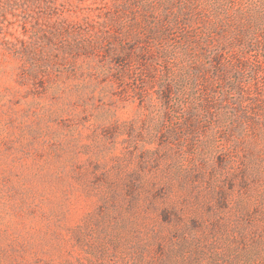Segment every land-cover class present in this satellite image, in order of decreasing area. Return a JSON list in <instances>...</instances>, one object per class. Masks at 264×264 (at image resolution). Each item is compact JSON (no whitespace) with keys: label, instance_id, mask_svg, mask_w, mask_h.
<instances>
[{"label":"rangeland","instance_id":"obj_1","mask_svg":"<svg viewBox=\"0 0 264 264\" xmlns=\"http://www.w3.org/2000/svg\"><path fill=\"white\" fill-rule=\"evenodd\" d=\"M44 1L0 50V264H264V0Z\"/></svg>","mask_w":264,"mask_h":264},{"label":"trees","instance_id":"obj_2","mask_svg":"<svg viewBox=\"0 0 264 264\" xmlns=\"http://www.w3.org/2000/svg\"><path fill=\"white\" fill-rule=\"evenodd\" d=\"M17 0H0V50L1 52H6V48H5V44L7 43V41H5V37L9 36L11 37L12 35L9 33V29L11 28V26L13 25L15 19H17V15H15V7H18L19 4L16 3ZM23 2V0H20ZM29 2L33 5H39L41 6V3H45L44 0H29ZM184 12H190V8L189 6H186L184 8ZM10 18V19H9ZM13 19V20H11ZM163 24V20L157 22V28H162L163 32H162V36H166L167 32L164 28ZM154 34V33H152ZM247 32L245 30L242 29H238L237 30V35L235 37V43L237 44H244V35H246ZM166 38V37H165ZM193 43H189V41H185L184 40V46L187 48L188 46L190 47ZM256 46V47H260V43L255 42L252 43V41L250 40V42L248 44H246L247 49H250L252 46ZM197 46V45H196ZM264 47V46H263ZM5 48V49H4ZM9 50V49H8ZM144 53V52H143ZM144 55H147L146 53H144ZM212 63H215L216 65V72L219 74L218 76L224 75L225 74V69L224 67L220 64L219 58L217 56H214L212 58ZM236 67L240 68V69H246L245 64H242V62H239ZM253 70V69H252ZM195 72L197 73V75H200V72L198 69L195 70ZM216 73V74H217Z\"/></svg>","mask_w":264,"mask_h":264}]
</instances>
